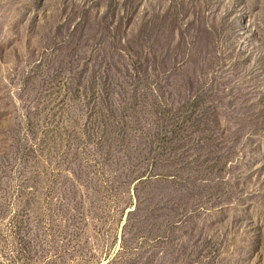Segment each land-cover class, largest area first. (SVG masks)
<instances>
[{
    "label": "rangeland",
    "instance_id": "rangeland-1",
    "mask_svg": "<svg viewBox=\"0 0 264 264\" xmlns=\"http://www.w3.org/2000/svg\"><path fill=\"white\" fill-rule=\"evenodd\" d=\"M0 264H264V0H0Z\"/></svg>",
    "mask_w": 264,
    "mask_h": 264
}]
</instances>
